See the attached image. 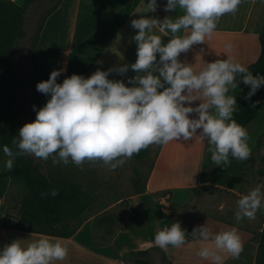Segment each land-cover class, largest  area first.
Instances as JSON below:
<instances>
[{"label":"clouds","instance_id":"1","mask_svg":"<svg viewBox=\"0 0 264 264\" xmlns=\"http://www.w3.org/2000/svg\"><path fill=\"white\" fill-rule=\"evenodd\" d=\"M241 3L165 0L166 13L179 9L181 14L175 19L167 15L160 19L146 15L161 7L158 0H140L134 13L139 18L130 21L131 28L137 30L131 37L136 45L135 62L107 70L97 68L87 78L72 74L60 83L58 78L66 69L52 70L47 80L36 85L47 100L39 109L33 106L35 120L18 130L12 141L15 151L8 145L0 146L7 157L4 167L11 171L17 157L32 155L45 161L51 158L53 166L99 162L115 170L150 145L188 142L194 136L207 142L216 167L225 168L232 159L247 161L251 156L249 135L233 119L237 102L230 93L243 83L250 88L245 99H250L264 87V75H253L246 66L229 58L206 63L199 71L179 59L193 45L204 44L219 19L235 14ZM182 29L185 34L177 35ZM154 30L172 35L165 43ZM130 70L134 75L127 76ZM113 73L125 79H109ZM195 101L199 103L193 106ZM41 195L55 197L58 192L51 189ZM236 206L237 223L255 219L264 209V184L240 195ZM188 236L179 222H172L156 232L153 242L162 250L181 248L188 243ZM190 236L203 245L196 255L212 264H224L221 253L235 260L243 251L235 227L214 233L206 222L194 227ZM21 241L15 239L0 247V264H53L68 256L61 238L40 236L27 244Z\"/></svg>","mask_w":264,"mask_h":264},{"label":"crops","instance_id":"2","mask_svg":"<svg viewBox=\"0 0 264 264\" xmlns=\"http://www.w3.org/2000/svg\"><path fill=\"white\" fill-rule=\"evenodd\" d=\"M263 3L264 0H242L235 14H226L219 19L216 30L210 38H205L204 44L193 45L187 53H181L179 59L192 64L195 71L217 59L229 58L244 66L256 62L260 53L257 27L264 21L262 15L257 16L256 14L260 13H254V10L256 5L260 4V8ZM139 6L140 0H57L42 16L32 38L31 54L36 85L47 80L54 69H66L58 78L60 83L72 74L87 78L97 68L107 70L120 63H134L136 45L131 41V37L137 30L131 28L130 21L139 18V14H134ZM180 14L177 9L176 13L170 12L169 16L175 19ZM146 15L154 17V13ZM154 31L165 43L172 35L170 32ZM184 34L183 29L177 33ZM226 44H230L231 48H226ZM126 75L131 76L134 73L130 70ZM109 79L125 78L113 73ZM230 94L235 95L238 102L240 88L232 90ZM35 98L39 108L47 100V97L37 90ZM198 103L193 102V106ZM263 105L264 101L256 118L244 127L248 132L251 148V156L247 161L231 160L230 165L225 168L216 167L210 159L207 142L201 141L197 136L188 142L173 140L166 144H156L143 192L111 204L97 216L83 218V222L71 237L61 238L68 248L67 258L53 264H129L130 261L126 262L125 257L130 254L131 258L132 253L143 250L148 251V256L151 251H157L162 255L161 263L165 264H212V261L196 255L203 246L199 241L188 239V243L181 248L169 246L162 250L147 239V233L141 227L144 226L143 221L132 219V200L148 198L145 210L149 214L152 207L158 203L162 206V212L170 219L171 210H165L166 206L191 208L196 199L208 189H220L237 196L242 195L241 187H248L256 176L255 163L262 154L263 146L257 145L264 139V129L257 120ZM122 205L126 206L124 216L122 219L114 217L115 211ZM199 217L201 219L195 222V225L200 226L207 222L208 226H216L210 228L214 233L231 228H228L226 223L206 215L200 214ZM256 217L263 220L264 209L259 210ZM94 224L99 225L95 232ZM119 225H122V228H116ZM86 228L88 230L83 233ZM155 228L158 231L161 227L158 225ZM237 231L244 248L250 238L249 234L241 229ZM40 236L46 235L9 230L0 235V247L15 239H23L21 243L27 244ZM221 255L224 264H233V259L228 254Z\"/></svg>","mask_w":264,"mask_h":264},{"label":"rangeland","instance_id":"3","mask_svg":"<svg viewBox=\"0 0 264 264\" xmlns=\"http://www.w3.org/2000/svg\"><path fill=\"white\" fill-rule=\"evenodd\" d=\"M56 1L44 0L36 2L32 8L31 6L29 7L23 22V30L27 37L19 40L14 49L12 64L15 71V79L17 81L22 80L25 84V88L18 94V105L22 108V113L16 116L15 122L19 128L26 123L34 121L36 117V113L33 111V106H36V79L31 54L32 38L42 16ZM17 3H20V1ZM158 3L161 7L156 12L161 15L165 0H158ZM258 5L255 6L254 13L259 12L260 14L258 15L257 13L256 15L259 17L262 15V20L264 21V3L260 8ZM257 28L258 32L262 31L264 22L262 25L258 24ZM36 108L39 109L37 106ZM257 122L261 123L264 129V105L260 110ZM257 146L263 147L261 150L262 154L258 156V161L255 163L256 176L252 178L248 187H241L243 190L242 194H247L249 190L258 184H264V139ZM156 147V144H154L149 146L148 150L146 148L147 153L140 151L138 154H134L130 159L126 160L123 166L115 170H109L99 162H85L81 166L71 163L53 166L51 158L45 161L32 155H25V157L31 159L33 164L39 167L41 174L51 184L57 185L67 181L77 185L87 195L85 213L80 218L70 222L71 228H77L83 222V218L97 216L111 204L125 200L142 190ZM6 159L7 157L3 155V152H0V235L9 231L5 227L16 225L19 222L18 205L25 187L22 174L15 168V165H13L11 171L4 167ZM239 198L240 196L224 190L208 189L196 199L191 208L180 209L169 205V207H165V210H171L170 224L179 222L182 229L190 228L193 230L197 226L195 222L201 219L199 215L203 214L211 219L226 223L228 228L235 227L247 232L250 238L245 244L239 259L233 260V264H254L257 242L260 232L264 229V219L255 217L253 220L244 219L237 223L235 213L237 211L236 201ZM147 202L148 198L132 200L134 205L132 219L142 220L144 226L141 227L147 233V239L154 241V235L157 232L155 227L158 225L156 226L154 217L145 210ZM125 209V205L120 206L113 216L122 219ZM121 222L122 220H120ZM98 226V224L93 225L94 232ZM208 227L214 228L216 226L209 225ZM88 228L83 233H86ZM116 228H122V225ZM124 241L127 242L126 239ZM148 258L154 264L164 263H161L163 261L162 255L157 251H151ZM125 261H130V254L125 257Z\"/></svg>","mask_w":264,"mask_h":264},{"label":"trees","instance_id":"4","mask_svg":"<svg viewBox=\"0 0 264 264\" xmlns=\"http://www.w3.org/2000/svg\"><path fill=\"white\" fill-rule=\"evenodd\" d=\"M41 1L44 0H20V3L0 0V146L8 145L14 151L12 141L20 129L15 119L22 113V108L18 105V94L25 88V84L22 80L15 79L12 57L17 42L26 38L23 22L27 10ZM169 14L170 12L166 13L162 7V14L155 12L154 17L163 19ZM258 42L259 57L256 62L246 67L252 71L253 75L257 72L264 75V29L258 33ZM238 87L240 98L237 102V111L233 113V119L245 127L257 116L264 101V87H261L250 99H245L250 90L249 86L241 83ZM253 103L256 104L254 108L251 107ZM144 151L147 153L146 148L141 150V152ZM14 165L22 174L25 187L18 205L19 222L5 228L51 237H71L79 227L71 228L70 222L85 213L87 195L77 185L67 181L57 185L51 184L41 174L39 167L25 156L17 157ZM51 189H56L58 195L55 197L41 195ZM139 192H143V188ZM150 212L161 228L165 225L170 226L169 219L162 212L160 204L156 203ZM185 229L189 234L188 239L192 240L190 236L192 229ZM129 264L154 263L148 259V251L143 250L132 253ZM254 264H264V229L259 235Z\"/></svg>","mask_w":264,"mask_h":264}]
</instances>
